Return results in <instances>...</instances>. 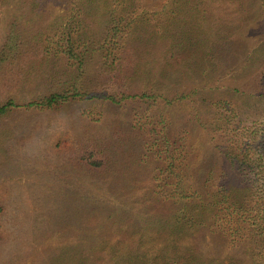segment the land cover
Instances as JSON below:
<instances>
[{"label": "rangeland", "instance_id": "obj_1", "mask_svg": "<svg viewBox=\"0 0 264 264\" xmlns=\"http://www.w3.org/2000/svg\"><path fill=\"white\" fill-rule=\"evenodd\" d=\"M209 1V5H216L215 0H204L205 5ZM251 1L254 5L250 23L243 28L242 41L234 40L235 46L229 53L230 64L216 70L209 69L207 58L218 43L217 36L225 33V29H218L220 26L215 29L211 20H207L210 12L216 13L212 8L205 6L202 13L192 15L188 24L191 28L173 17L170 22L163 21L157 32L153 28L155 20L150 19L152 4L128 6L138 7L132 13V17L139 20L132 35L151 37L153 42L141 82L155 81L156 91L166 97L174 91L199 89L198 98L193 95L167 103L169 99L162 97L147 112L161 113L168 119L170 133L184 127L185 141L198 158L212 149L211 128L219 122L215 119L219 116L216 109L198 105L202 92L230 97L234 107L242 112L239 117L246 122L264 119V101L254 95V91L250 92V88L248 92L241 91L244 89L242 81L251 77L249 66L258 57L264 58V9L259 7L258 0ZM220 7L235 14L229 7ZM26 8L23 0H5L0 6V44L12 17L33 27L35 18L43 23V19L52 21L60 17L65 4L45 0L34 16ZM97 11L94 18L101 19V25L103 10ZM162 14L164 17V12L159 15ZM37 23L42 24L39 20ZM195 38L198 42L193 45ZM168 53L179 59L160 78ZM32 62L24 79L18 78L19 69L6 77L0 73V105L7 106L6 111L0 113V264H136L126 261L127 244L117 245V239L126 229L123 225L118 227L119 220L123 223L142 221L144 214L158 212L148 209L161 204L162 200L151 193L156 184L151 172L155 165L152 153L143 151L133 133H129L123 149L118 146L124 143V125H130L134 119L138 120V125L147 121V113L141 112V108L135 116L128 117L125 107L116 108L101 100L74 99L53 109L29 105L46 87L47 74L61 68L55 59L46 62L33 59ZM8 101L13 102L11 106ZM224 108L228 107L217 110L224 113ZM117 124L122 136L118 140L114 139ZM105 135L115 144L114 167L103 171L85 167L77 159L80 149L89 150L95 139L105 141ZM86 140L89 142L84 143ZM140 156L144 158L139 164ZM149 193L151 198L143 200ZM163 202L175 209L181 206L173 200ZM168 217L157 213L142 227L145 241L141 246L158 252L164 249L163 243L177 232L167 222ZM138 234L130 235L127 241ZM204 239L205 248L211 240ZM217 246L225 251L221 245ZM115 251L119 252V257L111 260L109 255ZM244 264H248L247 261Z\"/></svg>", "mask_w": 264, "mask_h": 264}, {"label": "trees", "instance_id": "obj_2", "mask_svg": "<svg viewBox=\"0 0 264 264\" xmlns=\"http://www.w3.org/2000/svg\"><path fill=\"white\" fill-rule=\"evenodd\" d=\"M44 1L23 0V3L34 16ZM58 1L64 2L65 11L52 21L43 19L42 23L35 18L33 22L36 23L31 27L16 17L9 20L0 44V73L6 77L19 69L18 78L24 79L33 59L40 62L55 59L61 68L47 74L46 87L37 98L29 101V105L53 109L74 99L101 100L116 108L125 107L128 117L135 116L141 108V112L147 113L149 107L162 97L171 103L193 95L198 98L199 94V89L193 87L191 91H174L166 97L156 91L155 81L141 82L153 42L151 37L132 35L139 22L132 13L138 7L128 6L152 4L150 19L155 20L156 28H153L157 32L163 21L170 22L173 17L190 27L192 15L212 8L211 11L216 13L210 12L206 19L211 20L215 29L218 26V29H225V33L217 36L218 43L207 58L209 69L216 70L230 64L229 53L235 46L234 40L242 41L243 28L250 23L254 5L251 0H215V6L209 5L210 1L208 6L205 5L204 0ZM4 3L5 0H0V6ZM258 5L264 9V0H258ZM220 6L229 7L235 14L221 10ZM99 9L103 10L104 16L101 25V19L94 18ZM192 11L195 12L190 14ZM160 12H164V17L159 15ZM37 20L42 24L39 25ZM197 42L193 39V45ZM178 59L168 53L163 74L159 77L163 78ZM14 62H17L15 66ZM248 69L252 70L251 77L242 81L244 89L241 91L245 93L250 88V92L254 91L253 94L264 101V58L258 57ZM12 103L7 102L10 106ZM197 103L216 109L219 115L215 118L219 122L211 128L212 149L199 158L185 141L184 127L170 133V122L161 113H147V121L139 125L136 119L130 125H124V143L117 144L118 148L123 149L129 133H133L143 151L151 152L155 159L151 172L156 184L151 193L162 203L148 210L169 215L167 222L177 232L158 252L149 246H141L145 241L141 229L157 213L144 214L142 221L132 223L115 219L121 224L118 227L126 226L117 245L127 244L126 261L136 264H244L245 261L264 264V119L247 122L241 119L239 114L242 112L227 96L202 92ZM224 106L228 107L224 108L226 112L220 113L217 109ZM6 109V104L0 105V113ZM114 129V139L118 140L122 137L119 124ZM105 138V141L95 139L89 150L80 149L77 159L85 167L95 171L114 167L115 144L106 135ZM143 158L140 156L137 162L140 164ZM151 193L143 200L151 198ZM167 200L179 202L181 206L179 209L170 207L163 202ZM146 211L147 208L144 213ZM135 233L140 234L127 241L126 238ZM204 237L211 240L205 248ZM217 245L225 251L219 250ZM117 253L109 255L111 260L119 257Z\"/></svg>", "mask_w": 264, "mask_h": 264}]
</instances>
